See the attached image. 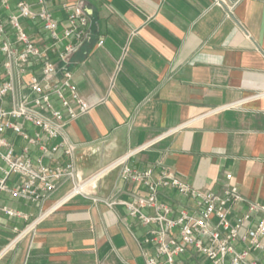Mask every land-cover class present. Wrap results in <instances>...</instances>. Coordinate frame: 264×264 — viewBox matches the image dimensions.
I'll return each instance as SVG.
<instances>
[{"label":"crops","instance_id":"obj_1","mask_svg":"<svg viewBox=\"0 0 264 264\" xmlns=\"http://www.w3.org/2000/svg\"><path fill=\"white\" fill-rule=\"evenodd\" d=\"M47 1L62 20L65 4L80 3L89 16L69 67L91 109L66 131L79 171L98 174L95 195L59 202L19 239L15 228L28 222L0 208V264H147L145 252L154 255L156 247L146 239L156 225L106 203L148 194L120 178L123 160L156 175L167 166L203 191L236 185L247 200L264 203V0ZM24 26L43 42L39 23ZM70 187L62 185L44 207ZM162 198L180 202L169 189ZM2 205L33 217L41 210L7 193ZM246 209L244 202L234 212Z\"/></svg>","mask_w":264,"mask_h":264},{"label":"built area","instance_id":"obj_2","mask_svg":"<svg viewBox=\"0 0 264 264\" xmlns=\"http://www.w3.org/2000/svg\"><path fill=\"white\" fill-rule=\"evenodd\" d=\"M38 4L35 9L30 0H0V196L7 193L41 209L33 217L0 206L6 215L28 222L21 230L15 228L16 239L35 230L59 202L94 196L98 175L85 177L79 171L77 144L66 131L69 122L91 109L69 67L85 39L89 16L80 3L65 4V20L53 13L47 0ZM25 20L40 24L42 43L29 33ZM121 166L120 178L143 185L148 194L106 203L123 204L143 224L156 225L146 239L156 247L154 255L145 252L147 264H264L263 202L247 200L236 185L221 191L194 188L167 166H161L158 175L153 167H134L126 160ZM67 182L71 187L66 194L45 208ZM168 189L178 195L177 205L162 198ZM244 202L247 209L235 213V206ZM181 256L186 259L179 260Z\"/></svg>","mask_w":264,"mask_h":264}]
</instances>
